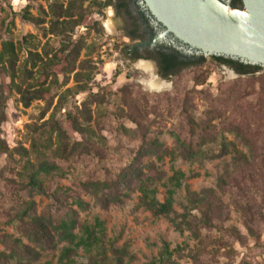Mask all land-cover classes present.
I'll list each match as a JSON object with an SVG mask.
<instances>
[{
	"label": "rangeland",
	"instance_id": "374dc122",
	"mask_svg": "<svg viewBox=\"0 0 264 264\" xmlns=\"http://www.w3.org/2000/svg\"><path fill=\"white\" fill-rule=\"evenodd\" d=\"M106 2L0 0V252H15L24 264H57L70 248L67 264H102L94 252L77 249L55 232L47 242L30 240V217L56 221L69 212L77 222L74 243L86 236L85 227L93 229L121 264H150L163 242L183 250L180 259L174 257L179 264H264V69L235 74L206 61L169 79L157 75L168 88L148 90L142 83L147 75L135 67L145 61L128 57L127 46L134 43L122 34L125 25L114 15L112 0ZM66 10H73L72 18L64 16ZM26 14L40 19L39 25L26 21ZM79 18L72 30L51 32V25ZM8 43L14 47L13 69L4 48ZM51 59L60 64L40 77ZM205 76L206 82L197 85ZM42 87L49 93L24 108L18 90ZM193 120L221 132L239 151L253 152L260 172L255 179L262 186L250 207L248 182L241 183L243 192L234 181L219 187L233 148L224 156H183L176 140L198 141ZM236 128L247 143L236 137ZM154 143L160 153L136 159L140 148ZM43 160L57 170L40 173L42 189L34 191L27 186L30 164ZM130 166L139 169L141 179L118 186ZM93 182L114 185L97 191ZM211 190L219 202L208 211L212 225L204 226L202 213L184 208L188 197ZM168 191L175 192L173 212L154 216L143 196L163 203ZM110 192L119 197L117 203L105 202ZM28 203L32 207L20 220ZM15 240L28 251H18Z\"/></svg>",
	"mask_w": 264,
	"mask_h": 264
},
{
	"label": "trees",
	"instance_id": "16d2710c",
	"mask_svg": "<svg viewBox=\"0 0 264 264\" xmlns=\"http://www.w3.org/2000/svg\"><path fill=\"white\" fill-rule=\"evenodd\" d=\"M111 3V0H108V2L104 3L105 5H109ZM73 10H66L63 14L66 18L70 19L73 17ZM24 19L34 25H39L40 19L34 18L30 14H26L24 16ZM81 22L80 18L76 21L71 22H63L60 24L57 22L54 25H51V32L55 33L58 29H61V32H65L67 30H72L70 28V25L75 27L79 25ZM5 51L9 55V63L12 67V69L15 66V61L12 59V55L14 53V47L13 44L8 43L4 46ZM4 51V52H5ZM34 58H39V54H31ZM213 63L214 64H225L233 67L237 73L239 74H254L256 72H259L263 70L264 68L260 66H253L251 68H247L244 65H237L236 63L232 61H226L218 56H213ZM59 61L55 60H49L47 63H44L42 65V70L39 74L40 77H44L47 75V71L53 70L59 65ZM161 72L164 75H168L169 69H168V58L167 61H164V67H161ZM207 76L203 78L201 81L196 80L197 85H203L206 82ZM20 94V102L22 103L24 108H28L32 101L34 100H40L45 95L49 93V90L47 88H39L36 90H30V89H24V90H18ZM192 129L194 135L199 134L198 141L196 143L193 142H185L181 141L179 139L176 140L179 149L182 151V154L185 158L189 160H196V159H202L204 156L206 157L208 152L211 154V156H224L227 153H229V148H233L234 155L231 158L230 164H228L224 170V173L222 174L221 178L219 179V187L220 189H224L229 185L231 181H234L236 185L239 188V191L245 190V188L242 186V182L246 181L248 182L253 190L252 193L247 196V204L248 207H250V204L252 203L253 194L255 193V189L259 186H262V180H256L255 177L257 174H260V172L257 170V167L254 166L255 163V157L252 151L249 152V155L239 151L234 147V144L227 143L225 136L221 132L212 131L210 127H202L194 120L192 121ZM236 137L240 138L241 141L245 144L248 142V139L246 136H244L241 132L237 131L236 128ZM22 151H26L25 149H21ZM159 152V147H157L156 143H154V146H148L147 149L140 148V150L137 153V160L141 159L144 156H148L150 154H156ZM165 153V152H163ZM161 152V155H163ZM31 173L29 174L27 186L30 187L32 190L36 191L41 190L42 186L40 184V181L38 180L37 176L40 173H44L46 175L51 174L53 171L57 170V166L54 164L49 163L47 160H43L42 162H39L36 165L30 164ZM253 168L252 170H250ZM133 179L135 181H139L141 179V172L139 169H137L134 166H130L126 168L123 173L121 174L120 181L118 182V186L121 185V183H124L127 180ZM92 187L94 189L98 190H112L113 183L109 182H93L91 183ZM174 194L173 191L167 192V197L163 203H159L158 201L152 202L148 201V197L143 196L142 203L145 205V207L152 212V214L156 217H168L173 212L174 207ZM106 198L105 202L110 203H117L119 201V197L113 195L111 192L106 194L104 196ZM264 197V194H262V198ZM261 198V199H262ZM218 198L216 197L215 193L211 191H204L200 194L193 195L192 197H188V205L186 206V210L190 211H198L202 213L203 219L199 222L204 226H211L213 223V216L209 215L208 211H212L213 209H216L218 207ZM32 203H28L26 207L20 212L21 214H18V218L22 220L28 213L29 209H31ZM220 204V203H219ZM242 207V209L249 213L248 208ZM251 210V209H250ZM190 215V213H189ZM76 220L74 219L73 215L69 212L62 213L58 216L56 221L50 218L45 217H30L29 218V224L27 226L29 227V232L31 233V236L29 237L31 241L36 243H43L47 242L48 240H52L51 232H55L56 235L60 236L61 240L69 241L71 244H75V247L83 248L88 252H94L97 255V258L101 261L102 264H121L120 258L118 260L111 258V256L108 255V252L106 251V248L104 246L103 240L100 237V233H95L93 229L85 227V235L81 238H78V242H75L73 230L76 227ZM186 223L190 224V222L186 221ZM1 238H7L10 239L8 236H1ZM10 241V240H9ZM12 245L17 248L18 251L24 252L28 251L29 247L22 245L19 241H11ZM183 250L180 247H176L174 249L170 248V244L167 242H163L162 247L160 248L158 255L156 258H154L150 264H179L174 260V257L176 256L178 259L181 258V252ZM72 253V249L65 248L63 250V254L58 260L57 264H67L65 261L70 259ZM0 264H24L18 259V256L15 252H12L10 254H6L4 252H0ZM45 264H51L49 262Z\"/></svg>",
	"mask_w": 264,
	"mask_h": 264
},
{
	"label": "water",
	"instance_id": "95a60500",
	"mask_svg": "<svg viewBox=\"0 0 264 264\" xmlns=\"http://www.w3.org/2000/svg\"><path fill=\"white\" fill-rule=\"evenodd\" d=\"M244 10L219 0H145L151 14L183 43L214 55L264 67V0H241Z\"/></svg>",
	"mask_w": 264,
	"mask_h": 264
},
{
	"label": "flooded vegetation",
	"instance_id": "af4514ba",
	"mask_svg": "<svg viewBox=\"0 0 264 264\" xmlns=\"http://www.w3.org/2000/svg\"><path fill=\"white\" fill-rule=\"evenodd\" d=\"M219 1L227 6L244 10L241 0ZM112 9L115 16L123 19L125 30L122 34L134 43L132 46H127L128 57L136 61H152L157 68V75L161 78L169 79L179 71L204 64L206 61L213 63V56L247 68L260 66L234 56L206 53L183 43L155 19L145 0H112ZM167 58L169 73L164 75L161 67H164V61H167ZM216 65L226 66L235 74H239L229 65Z\"/></svg>",
	"mask_w": 264,
	"mask_h": 264
},
{
	"label": "bare ground",
	"instance_id": "6f19581e",
	"mask_svg": "<svg viewBox=\"0 0 264 264\" xmlns=\"http://www.w3.org/2000/svg\"><path fill=\"white\" fill-rule=\"evenodd\" d=\"M135 67L147 75V79H144L142 83L148 90L160 92L168 88V85L157 76L156 69L152 63L147 61L139 62Z\"/></svg>",
	"mask_w": 264,
	"mask_h": 264
}]
</instances>
